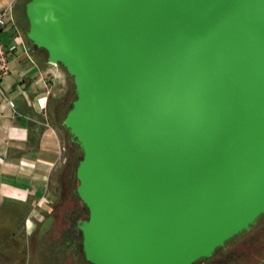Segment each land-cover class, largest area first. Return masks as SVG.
Instances as JSON below:
<instances>
[{
    "label": "water",
    "instance_id": "water-1",
    "mask_svg": "<svg viewBox=\"0 0 264 264\" xmlns=\"http://www.w3.org/2000/svg\"><path fill=\"white\" fill-rule=\"evenodd\" d=\"M72 79L88 264H195L264 216V0H30Z\"/></svg>",
    "mask_w": 264,
    "mask_h": 264
},
{
    "label": "crops",
    "instance_id": "crops-1",
    "mask_svg": "<svg viewBox=\"0 0 264 264\" xmlns=\"http://www.w3.org/2000/svg\"><path fill=\"white\" fill-rule=\"evenodd\" d=\"M8 26L1 33L9 32L4 45L10 72L0 96V264H7L5 242L13 262L27 264L24 238L42 222L40 210L62 156L58 132L49 120L50 89L59 73L44 52Z\"/></svg>",
    "mask_w": 264,
    "mask_h": 264
},
{
    "label": "rangeland",
    "instance_id": "rangeland-1",
    "mask_svg": "<svg viewBox=\"0 0 264 264\" xmlns=\"http://www.w3.org/2000/svg\"><path fill=\"white\" fill-rule=\"evenodd\" d=\"M27 0H0V12L10 13L12 22L7 30L17 29L20 35L24 37L27 28L25 21L22 19L20 8ZM16 9V10H15ZM9 32L1 35L0 39L3 44L8 42ZM59 75L55 78V82L50 89V117L49 120L55 126L60 142H61V161L53 172L48 185L47 202L41 207L40 225L35 228L25 238L26 263L27 264H82L78 250L70 251L66 247V239L63 231L68 228L67 214L74 208L81 207L82 204L77 198L75 189L77 181L72 174H67V153L71 146L68 141V135L62 128L61 120L64 111L67 109L69 102L72 100L73 83L65 71L59 66H51ZM85 211V210H84ZM50 218L51 224L47 227L45 220ZM30 231V230H29ZM28 231V232H29ZM261 237V243L258 241ZM10 241V240H9ZM81 245V238H78ZM243 241H254L249 246L242 245ZM237 246L242 252L244 258L241 264H264V216H262L257 224L251 228L249 232L243 233L233 239L227 246ZM261 246V247H260ZM6 250L9 251L3 255V260L7 264H16L13 262V255L10 253V243L5 242ZM261 248V255L259 249ZM81 260V261H80Z\"/></svg>",
    "mask_w": 264,
    "mask_h": 264
},
{
    "label": "flooded vegetation",
    "instance_id": "flooded-vegetation-1",
    "mask_svg": "<svg viewBox=\"0 0 264 264\" xmlns=\"http://www.w3.org/2000/svg\"><path fill=\"white\" fill-rule=\"evenodd\" d=\"M67 218H69V225L66 230L63 231L64 238L66 239V247L70 251H74L76 249H79L78 252L81 255V248H79V241L78 238H81L80 233L76 229V223L79 220L86 218V213L83 209V207H76L74 208L69 214L66 215ZM51 219L47 218L45 220V225L47 227L51 224ZM235 239V238H234ZM258 241H261V237H259ZM255 243L254 241H243L241 244L245 246H249L250 244ZM261 243V242H260ZM261 247V246H260ZM243 250H240L236 245L235 246H225L223 249L218 250L214 253L213 257L204 260V261H198L195 264H241L242 260V252ZM259 254L261 255V248L259 249ZM82 264H88L87 262L83 261V258H81ZM80 260V261H81Z\"/></svg>",
    "mask_w": 264,
    "mask_h": 264
},
{
    "label": "built area",
    "instance_id": "built-area-1",
    "mask_svg": "<svg viewBox=\"0 0 264 264\" xmlns=\"http://www.w3.org/2000/svg\"><path fill=\"white\" fill-rule=\"evenodd\" d=\"M12 22V17L10 13L0 12V35L5 30V28ZM8 49L1 42L0 39V96H3V90L1 89V83L3 78L10 72V62L7 58ZM8 105L12 108V102H8Z\"/></svg>",
    "mask_w": 264,
    "mask_h": 264
},
{
    "label": "trees",
    "instance_id": "trees-1",
    "mask_svg": "<svg viewBox=\"0 0 264 264\" xmlns=\"http://www.w3.org/2000/svg\"><path fill=\"white\" fill-rule=\"evenodd\" d=\"M28 1H30V0H27V1L24 3V5H22V7H20V6L17 7V8H20V9H19V10H20V13H19V14L22 16V19L25 21V24H26L27 28H28V24H27V20H26V17H25V5H26V3H27ZM15 10H16V9H15ZM27 28H26V30H25V32H24V36H25L26 31H27ZM39 51H41V50H39ZM42 52H43V51H42ZM73 100H75V95H74L73 90H72V100L69 102L67 109L64 111V116H63L62 120L64 119L66 113L69 111V109H70V105H71V102H72ZM62 120H61V121H62ZM60 123H61V122H60ZM62 128H63V127H62ZM63 129H64V128H63ZM64 130H65V129H64ZM65 131H66V130H65ZM66 133H67V131H66ZM67 135H68V133H67ZM68 141H69V135H68ZM69 144H70V142H69ZM70 146H71V149H70V151H68V153H67V161H66L67 174H68V176H70V177H71V175L73 174V175H74V178H75V170H76V167H77L78 162H79V160H80L81 154L79 153L77 147L72 146L71 144H70ZM231 241H232V240H231ZM231 241H230V242H231ZM227 244H228V243H227ZM79 248H81V245H79ZM83 261H84V259H83Z\"/></svg>",
    "mask_w": 264,
    "mask_h": 264
}]
</instances>
